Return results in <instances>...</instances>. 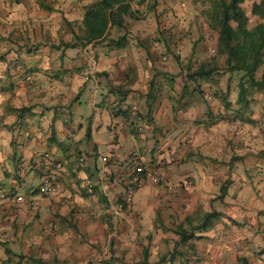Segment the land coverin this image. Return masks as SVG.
Masks as SVG:
<instances>
[{"label":"crops","instance_id":"1","mask_svg":"<svg viewBox=\"0 0 264 264\" xmlns=\"http://www.w3.org/2000/svg\"><path fill=\"white\" fill-rule=\"evenodd\" d=\"M98 1L0 0V264H264V89L218 54L220 0H117L122 25L84 44Z\"/></svg>","mask_w":264,"mask_h":264},{"label":"trees","instance_id":"2","mask_svg":"<svg viewBox=\"0 0 264 264\" xmlns=\"http://www.w3.org/2000/svg\"><path fill=\"white\" fill-rule=\"evenodd\" d=\"M242 0H220L217 17V51L226 57L228 72L242 73V79L249 87L264 89L263 80H255L254 73L264 67V0L254 7L253 14L261 22L252 30L247 29V19L239 9ZM127 5L117 0H99L89 6L82 20L84 44L100 39L110 25L121 26V15L127 14ZM233 25V26H232ZM240 96L244 93L240 83ZM216 214L204 216L201 227L208 225Z\"/></svg>","mask_w":264,"mask_h":264},{"label":"built area","instance_id":"3","mask_svg":"<svg viewBox=\"0 0 264 264\" xmlns=\"http://www.w3.org/2000/svg\"><path fill=\"white\" fill-rule=\"evenodd\" d=\"M85 75H91V71L86 70ZM137 120L140 118L137 117ZM40 169L41 178L38 185L35 189V195L38 197H45L53 193L54 188L57 182V176L53 172V161L49 158H42L38 161L37 164ZM152 181H155L154 178H151ZM123 188L121 190L118 201L110 209V213L115 217H120L124 220H127L130 216V206L133 194L136 190L142 187L143 180V168L141 165L136 164L133 169L132 176L123 182ZM0 197H2L0 195ZM20 197H16V200H19ZM32 205V201L29 202ZM2 242L6 245L11 244L12 238H2Z\"/></svg>","mask_w":264,"mask_h":264}]
</instances>
